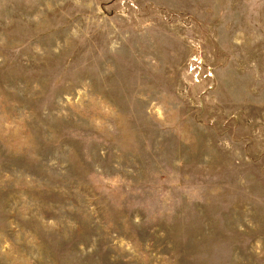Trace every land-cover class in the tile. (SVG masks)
<instances>
[{"label":"rangeland","instance_id":"obj_1","mask_svg":"<svg viewBox=\"0 0 264 264\" xmlns=\"http://www.w3.org/2000/svg\"><path fill=\"white\" fill-rule=\"evenodd\" d=\"M0 264H264V0H0Z\"/></svg>","mask_w":264,"mask_h":264}]
</instances>
